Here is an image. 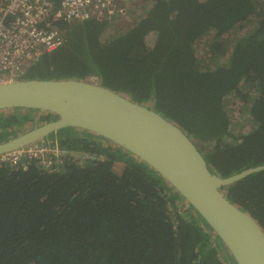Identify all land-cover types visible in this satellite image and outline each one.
I'll return each mask as SVG.
<instances>
[{"label": "trees", "instance_id": "1", "mask_svg": "<svg viewBox=\"0 0 264 264\" xmlns=\"http://www.w3.org/2000/svg\"><path fill=\"white\" fill-rule=\"evenodd\" d=\"M256 4L151 0L130 11L129 26L106 40L104 31L118 17L57 22L61 46L19 79L96 77L176 123L196 142L209 170L227 177L264 163V7L243 37H223L246 23ZM208 32L211 52L225 58L213 68L200 65L195 49ZM231 94L248 105L254 126L247 133L232 134L225 102ZM8 111H0V135L9 138L25 132L27 122L54 119L38 109ZM54 133L61 146L105 159L66 164L56 173L35 162L24 170L1 166L0 264H235L198 212L145 162L90 132ZM223 190L264 230V169Z\"/></svg>", "mask_w": 264, "mask_h": 264}, {"label": "water", "instance_id": "2", "mask_svg": "<svg viewBox=\"0 0 264 264\" xmlns=\"http://www.w3.org/2000/svg\"><path fill=\"white\" fill-rule=\"evenodd\" d=\"M13 108L42 110L54 115V119L0 142V153L64 128L96 134L160 174L221 239L235 264H264L262 226L231 202L223 190L263 170L264 163L221 177L209 170L196 142L176 123L89 79L2 80L0 111Z\"/></svg>", "mask_w": 264, "mask_h": 264}, {"label": "built area", "instance_id": "3", "mask_svg": "<svg viewBox=\"0 0 264 264\" xmlns=\"http://www.w3.org/2000/svg\"><path fill=\"white\" fill-rule=\"evenodd\" d=\"M135 2L136 0H0V81L19 79L31 63L61 46L63 31L57 22L123 17L134 8ZM91 78L98 80L93 76ZM104 159V155L100 153L63 147L55 137L0 153V167L9 165L24 170L29 162H35L43 172L56 173L66 164L84 165Z\"/></svg>", "mask_w": 264, "mask_h": 264}, {"label": "rangeland", "instance_id": "4", "mask_svg": "<svg viewBox=\"0 0 264 264\" xmlns=\"http://www.w3.org/2000/svg\"><path fill=\"white\" fill-rule=\"evenodd\" d=\"M151 0H136L135 4L133 5L134 9H131L130 11L134 12L136 10H139L141 7L143 10V6H145L147 3H149ZM256 10L253 15L249 18L246 23H243L242 25L237 26L233 30L229 31L228 33L224 34L223 37L229 42L231 40H234L236 38L243 37L248 31L254 27L259 19L261 8L264 7V0H256ZM140 4V6H138ZM126 14L123 17H118L116 20H112V24L107 26V29L104 31V34L102 36L103 39H109L113 37L114 35L124 31L129 24L133 21L132 14ZM136 13V12H135ZM126 21V22H125ZM213 34L211 32H208L201 36L199 39H197L195 43V49H196V56L201 66L203 67H214L216 64L221 63L225 58H217L214 56V54L211 52V40H212ZM154 34L148 36L147 43L150 45L154 41ZM32 64V63H31ZM30 64V65H31ZM29 65V66H30ZM28 66V67H29ZM89 80L96 81L95 78H89ZM246 90V92H251L252 89L247 86L246 84H242L241 86ZM226 109L227 113L230 116L231 119V130L232 134H244L249 131L254 126V123L252 119L247 114V104H242L237 97L234 94L229 95L226 100ZM8 110H5V113H8ZM38 122H27L24 126V130L28 131L31 127L38 125ZM11 137V136H10ZM60 139L59 136L55 135V133H50L49 135L45 136L44 138L46 140H52L53 138ZM7 138V135H0V142L5 141ZM233 264L232 260L228 261V263Z\"/></svg>", "mask_w": 264, "mask_h": 264}, {"label": "flooded vegetation", "instance_id": "5", "mask_svg": "<svg viewBox=\"0 0 264 264\" xmlns=\"http://www.w3.org/2000/svg\"><path fill=\"white\" fill-rule=\"evenodd\" d=\"M43 139H45V138H43Z\"/></svg>", "mask_w": 264, "mask_h": 264}]
</instances>
